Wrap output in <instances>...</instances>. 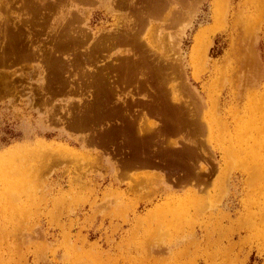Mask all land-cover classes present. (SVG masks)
<instances>
[{"label": "rangeland", "instance_id": "374dc122", "mask_svg": "<svg viewBox=\"0 0 264 264\" xmlns=\"http://www.w3.org/2000/svg\"><path fill=\"white\" fill-rule=\"evenodd\" d=\"M74 1L0 0V264H264V0Z\"/></svg>", "mask_w": 264, "mask_h": 264}, {"label": "bare ground", "instance_id": "6f19581e", "mask_svg": "<svg viewBox=\"0 0 264 264\" xmlns=\"http://www.w3.org/2000/svg\"><path fill=\"white\" fill-rule=\"evenodd\" d=\"M22 1V0H21ZM50 1V0H49ZM60 1H63V0H60ZM74 1V0H73ZM116 1V0H115ZM121 1V0H120ZM146 1H150V0H146ZM169 1V0H168ZM179 1V0H178ZM189 1V0H188ZM187 1V2H188ZM192 1H194V0H192ZM197 0H195V2H196ZM75 2V1H74ZM73 2V3H74ZM141 2V1H140ZM153 2V1H152ZM198 2V1H197ZM219 0H214V6H215V16H219L220 15V13H218V12H220V7H218V5H219ZM25 3V2H24ZM28 3V2H27ZM26 3V4H27ZM34 3H35V1H34ZM77 3V2H76ZM133 3V2H132ZM193 4L192 5H194V2H192ZM43 4V3H42ZM52 4V3H51ZM60 4H62V3H60ZM171 3H169V5H170ZM190 4H191V2H190ZM23 5V4H22ZM47 5H49V7H50V4H47ZM46 5V6H47ZM57 5V4H56ZM68 5V4H67ZM114 5V4H113ZM140 5V4H139ZM168 5V4H167ZM24 6V5H23ZM22 6V7H23ZM59 6V5H58ZM137 6H138V3H137ZM187 6L189 7L190 6V8H191V5H189V3L187 4ZM186 6V7H187ZM59 7H62V5L61 6H59ZM57 8V7H56ZM25 9H26V7H25ZM44 9V8H43ZM27 10V9H26ZM58 10H60V9H58ZM67 10V9H66ZM72 10V9H71ZM173 10V9H172ZM42 11V10H41ZM44 11V10H43ZM46 11H47V9H46ZM57 11V10H56ZM68 11H70L69 9H68ZM67 11V12H68ZM74 11V10H73ZM130 11V10H129ZM133 11H135V10H133ZM164 11V10H163ZM176 11V10H175ZM66 12V11H65ZM136 12V11H135ZM25 13V12H24ZM27 13V12H26ZM58 13H59V11H58ZM71 13V12H70ZM69 13V14H70ZM77 13H79V12H77ZM28 14H30V13H28ZM31 14H32V12H31ZM143 14V13H142ZM172 14H173V12H172ZM178 14V13H177ZM53 15V14H52ZM137 15V14H136ZM144 15V14H143ZM151 15V14H150ZM72 16V15H71ZM81 17H82V15H80ZM140 16V15H139ZM162 16V15H161ZM173 16V15H172ZM42 17V16H41ZM52 17V16H51ZM68 17V16H67ZM148 17V16H147ZM150 17V16H149ZM160 17V16H159ZM25 18V17H24ZM79 18V17H78ZM137 18V17H136ZM162 17H160V19H161ZM65 19V18H64ZM75 19V18H74ZM137 19H139V18H137ZM174 19H175V16H174ZM183 19V18H182ZM83 21V20H82ZM180 21V20H179ZM31 22V21H30ZM60 22V21H59ZM64 22H65V20H64ZM69 22V21H68ZM136 22V21H135ZM176 22V21H175ZM22 23V22H21ZM47 23V22H46ZM62 24V23H61ZM60 24V25H61ZM67 24V23H66ZM31 25V24H30ZM64 25V24H63ZM77 25V24H76ZM78 25H80V24H78ZM77 25V26H78ZM158 25H160V23L158 24ZM164 25H166V24H164ZM173 25H175V24H173ZM51 26V25H50ZM72 26V25H71ZM76 26V27H77ZM80 26H82V25H80ZM0 27H2V26H0ZM40 27H42V26H40ZM55 27V26H54ZM115 27V26H114ZM135 27H136V25H135ZM143 27H145V26H143ZM173 27V26H172ZM5 28V27H4ZM23 28V27H22ZM29 28H30V26H29ZM64 29H66L65 27H64ZM68 29V28H67ZM74 29V28H73ZM85 29V28H84ZM83 29V30H84ZM142 29V28H141ZM140 28H139V31L141 30ZM158 29V28H157ZM156 29V30H157ZM4 30V29H3ZM2 30V31H3ZM6 30H8V29H6ZM38 30V29H37ZM80 30V29H79ZM89 30V29H88ZM128 30H130V29H128ZM134 30V29H133ZM155 30V31H156ZM62 31V30H61ZM78 31V30H77ZM85 31V30H84ZM84 31H83V33H84ZM111 31V30H110ZM114 31V30H113ZM118 31V30H117ZM159 31V30H158ZM38 32H39V30H38ZM49 32V31H48ZM54 32V31H53ZM60 32V31H59ZM64 32V31H63ZM67 32V31H66ZM87 32V31H86ZM101 32H103V31H101ZM129 32V31H128ZM144 32V31H143ZM142 32V33H143ZM2 33H4V32H2ZM55 33V32H54ZM91 33V32H90ZM104 33H106V32H104ZM110 33V32H109ZM119 33V32H118ZM125 33V32H124ZM10 34V33H9ZM8 34V35H9ZM101 34H103V33H101ZM107 34V33H106ZM121 34V33H120ZM7 35V36H8ZM26 35V34H25ZM34 35H36L35 34V32H34ZM38 35V34H37ZM69 35V34H68ZM84 35V34H83ZM105 35V34H104ZM130 35V34H129ZM165 35V34H164ZM169 34H167V36H168ZM171 35V34H170ZM55 36V35H54ZM58 36V35H57ZM64 36V35H63ZM70 36H72V35H70ZM87 37V35H84V37ZM101 36V35H100ZM100 36H99V38L98 39H100ZM103 36V35H102ZM101 36V37H102ZM108 36H109V34H108ZM6 37V36H5ZM26 37V36H25ZM36 37V36H35ZM96 37V36H95ZM98 37V36H97ZM128 37V36H127ZM140 37V36H139ZM142 37V36H141ZM140 37V38H141ZM169 37V36H168ZM170 37H173V36H170ZM33 38H34V36H33ZM130 38V37H129ZM166 38V37H165ZM175 38V37H174ZM174 38H172V39H174ZM3 39V38H2ZM17 39V38H16ZM31 39H32V37H31ZM30 39V40H31ZM86 39V38H85ZM110 39V38H109ZM125 39V38H124ZM18 40H20V39H18ZM35 40H36V38H35ZM58 40V39H57ZM114 40V39H113ZM141 40H142V38H141ZM170 40V39H169ZM15 41V40H14ZM77 41V40H76ZM104 41V40H103ZM118 41V40H117ZM173 41H175V40H173ZM172 40H171V42H173ZM21 42H23V41H21ZM20 42V43H21ZM72 42V41H71ZM80 42H81V40H80ZM104 42H106V41H104ZM108 42V41H107ZM119 42V41H118ZM125 42V41H124ZM132 42V41H131ZM169 43V41H168V43H169V45L170 44H172L173 45V43ZM53 43V42H52ZM133 43V42H132ZM143 43H146V41L144 42V40H143ZM73 44V43H72ZM83 44V43H82ZM106 44V43H105ZM121 44H122V42H121ZM127 44H128V42H127ZM130 44V43H129ZM134 44V43H133ZM175 44V43H174ZM2 45V44H1ZM51 45H53V44H51ZM70 45V44H69ZM89 45V44H88ZM125 45V44H124ZM149 46H151L150 44H148ZM176 45V44H175ZM86 46H87V44H86ZM117 46V45H116ZM171 46V45H170ZM13 47V46H12ZM24 47H26V46H23V48ZM49 47V46H48ZM75 47H77V46H75ZM112 47V46H111ZM113 47H115V46H113ZM130 47V46H129ZM172 47H174V46H172ZM16 48V47H15ZM83 48V47H82ZM87 48H88V46H87ZM97 48H98V46H97ZM116 48V47H115ZM154 48V47H153ZM48 49V48H47ZM74 49V48H73ZM78 48H76V50H77ZM80 49V48H79ZM78 49V50H79ZM109 49H112V48H110L109 47ZM114 49V48H113ZM174 49V48H173ZM14 50V49H13ZM26 50V49H25ZM30 50V49H29ZM52 50V49H51ZM70 50H72V49H70ZM77 50V51H78ZM88 50V49H87ZM137 50V49H136ZM19 51V50H18ZM27 51V50H26ZM72 51H74V50H72ZM102 51H105V49L104 50H102ZM106 51L107 52H110L108 49H106ZM140 51V50H139ZM157 51V50H156ZM12 52V51H11ZM24 52V51H23ZM70 52V51H69ZM158 52V51H157ZM175 52V51H174ZM13 53V52H12ZM11 53V54H12ZM20 53H21V51H20ZM33 53V52H32ZM56 54H57V52H55ZM61 53V52H60ZM132 53H134L135 55H136V53L135 52H133L132 51ZM153 53V52H152ZM160 53V52H159ZM10 54V55H11ZM29 54V53H28ZM34 54V53H33ZM32 54V55H33ZM47 54V53H46ZM81 54H83L82 53V51H81ZM97 54V53H96ZM103 54V53H102ZM105 54H106V52H105ZM116 54V53H115ZM118 54H120V53H117L115 56H117ZM2 55H4V54H2ZM50 55H51V53H50ZM53 55V54H52ZM107 55V54H106ZM108 55H110L109 53H108ZM120 55H122V54H120ZM119 55V56H120ZM124 55H127V54H124ZM138 55V54H137ZM143 55V54H142ZM159 55H162V54H159ZM16 56H18V55H16ZM53 56H56L55 54L53 55ZM75 56V55H74ZM73 56V57H74ZM80 56V55H79ZM82 56V55H81ZM164 56V55H163ZM3 57V56H2ZM48 57V56H47ZM51 57V56H50ZM49 57V58H50ZM89 57V56H88ZM108 57V56H107ZM110 57H112L111 55H110ZM122 57V56H121ZM139 57V56H138ZM151 57V56H150ZM179 57V56H178ZM83 58V57H82ZM98 58H100V57H98ZM126 58V57H125ZM149 58V57H148ZM166 58H167V56H166ZM2 59V58H1ZM85 59V58H84ZM145 59V58H144ZM153 59V58H152ZM4 60V59H3ZM70 60V59H69ZM80 60V59H79ZM154 60V59H153ZM250 60H251V57L249 56V57H247V59L245 60V61H247L249 64H250ZM253 60V59H252ZM76 61V60H75ZM124 61V60H123ZM125 61H128V60H125ZM129 61H131V60H129ZM155 61V60H154ZM166 61H167V59H166ZM42 62H44V61H42ZM41 62V63H42ZM68 62H70V61H68ZM67 62V63H68ZM115 62V61H114ZM118 62V61H117ZM134 62V61H133ZM76 63V62H75ZM91 63V62H90ZM126 63V62H125ZM125 63H124V65H125ZM135 63V62H134ZM157 63V62H156ZM170 63V62H169ZM173 63V62H172ZM253 63V62H252ZM251 63V64H252ZM44 64V63H43ZM64 64H66V63H64ZM69 64V63H68ZM77 64V63H76ZM95 64V63H94ZM130 64V63H129ZM167 64V63H166ZM127 65V64H126ZM154 65V64H153ZM159 65H160V63H159ZM174 65V64H173ZM176 65V64H175ZM254 65V64H253ZM44 66V65H43ZM67 66V65H66ZM71 66V65H70ZM57 67H59V66H57ZM68 67V66H67ZM66 67V68H67ZM73 67V66H72ZM129 68H130V66H128ZM134 67V66H133ZM66 68H64V69H66ZM125 68H127V67H125ZM141 68V67H140ZM166 68V67H165ZM54 69V68H53ZM59 69H60V67H59ZM63 69V70H64ZM94 69V68H93ZM92 69V70H93ZM105 69V68H104ZM128 69V68H127ZM131 69V68H130ZM136 69V68H135ZM61 70H62V68H61ZM63 70L61 71V72H63ZM137 70H139L138 68H137ZM170 70V69H169ZM65 71H67V69L65 70ZM64 71V72H65ZM98 71V70H97ZM153 71V70H152ZM60 72V73H61ZM96 72V71H95ZM99 72H101V71H99ZM106 72V71H105ZM130 72H131V70H130ZM156 72H157V70H156ZM58 73V72H57ZM140 73V72H139ZM142 73V72H141ZM47 74V73H46ZM51 74V73H50ZM66 74V73H65ZM88 74V73H87ZM99 74V73H98ZM107 74H108V72H107ZM135 74H137V73H135ZM143 74V73H142ZM174 74V73H173ZM61 75V74H60ZM64 75V74H63ZM133 75H134V73H133ZM145 75V74H144ZM53 76V75H52ZM57 76V75H56ZM111 76V75H110ZM130 76V75H129ZM137 76H138V74H137ZM149 76H151V74L149 75ZM149 76H148V78H149ZM154 76V75H153ZM65 77V76H64ZM146 77V76H145ZM170 77V76H169ZM130 78V77H129ZM148 78H147V80H148ZM156 78V77H155ZM154 78V79H155ZM254 78V77H253ZM87 79V78H86ZM134 78H132V79H130L131 81L133 80ZM150 79V78H149ZM153 79V78H152ZM170 79V78H169ZM50 80V79H49ZM58 80V79H57ZM121 81V80H120ZM125 81V80H124ZM161 81V80H160ZM51 82V81H50ZM57 82V81H56ZM140 82H141V80H140ZM131 83V82H130ZM134 83V82H133ZM117 84V83H116ZM137 85V84H136ZM150 85V84H149ZM165 85V84H164ZM190 85V84H189ZM81 86H82V84H81ZM84 86V85H83ZM90 86V84L87 86V87H89ZM96 85H95V83H94V87H95ZM101 86V85H100ZM86 87V86H85ZM97 87V86H96ZM99 87V86H98ZM170 87V86H169ZM189 87V86H188ZM192 87V86H191ZM190 87V88H191ZM81 88V87H80ZM100 88V87H99ZM162 88H163V86H162ZM175 88V87H174ZM77 89V88H76ZM87 89V88H86ZM97 89V88H96ZM102 89V88H101ZM119 89V88H118ZM75 90V89H74ZM117 90V89H116ZM122 90V89H121ZM120 90V91H121ZM169 90V89H168ZM89 91V90H88ZM193 91V90H192ZM122 92V91H121ZM120 92V93H121ZM171 93V92H170ZM192 93V92H191ZM194 94H196V92L194 91ZM170 96V95H169ZM89 97V96H88ZM172 97V96H171ZM189 97H190V95H189ZM91 98H92V96H91ZM149 98V97H148ZM152 99V98H151ZM166 99H167V97H166ZM165 99V100H166ZM171 99V98H170ZM193 99V98H192ZM191 100V99H190ZM86 101V100H85ZM172 101V100H171ZM195 101H197V100H195ZM83 102V101H82ZM164 102V101H163ZM180 102V101H179ZM193 102V101H192ZM85 103V102H84ZM153 103V102H152ZM186 103V102H185ZM191 103V102H190ZM194 103V102H193ZM197 103V102H196ZM88 104H89V102H88ZM123 104V103H122ZM157 104V103H156ZM154 105V104H153ZM174 105V104H173ZM111 106V105H110ZM113 106V105H112ZM166 106H168V105H166ZM176 106V105H175ZM190 106V105H189ZM115 108V107H114ZM119 108V107H118ZM118 108H117V110H118ZM100 109H101V107H100ZM129 109V108H128ZM98 110V109H97ZM124 110H125V108H124ZM127 110V109H126ZM183 110V109H182ZM100 111V110H99ZM116 111V110H115ZM123 111V110H122ZM171 111V110H170ZM187 111H189V110H187ZM108 112H109V110H108ZM119 112V111H118ZM126 112V111H125ZM129 112V111H128ZM133 112V111H132ZM190 112V111H189ZM79 113V112H78ZM174 113H175V111H174ZM178 113V112H177ZM193 113V112H192ZM192 113H190L191 115H192ZM89 114V113H88ZM180 114H181V111H180ZM189 114V113H188ZM90 115V114H89ZM88 115V116H89ZM167 115V114H166ZM198 115V114H197ZM76 116V115H75ZM188 116V115H187ZM124 117V116H123ZM130 117H131V115H130ZM136 117V116H135ZM121 118V117H120ZM169 118V117H168ZM175 118V117H174ZM130 119V118H129ZM132 119V118H131ZM75 120V119H74ZM77 120V119H76ZM80 120V119H79ZM79 120H77V121H79ZM117 120V119H116ZM80 122V121H79ZM103 122V121H102ZM131 122V121H130ZM133 122H134V120H133ZM70 123H71V121H70ZM73 124H75V123H73ZM79 124V123H78ZM141 124V123H140ZM137 125H138V123H137ZM105 126V125H104ZM186 127H187V125H185ZM184 126V127H185ZM141 128H142V126H140ZM138 129V128H137ZM173 129H176L175 127H173ZM172 129V130H173ZM81 130V129H80ZM189 130V129H188ZM192 130V129H191ZM91 131V130H90ZM138 131V130H137ZM151 131V130H150ZM150 131H147V133L149 134L150 133ZM93 132V131H92ZM152 132H154V131H152ZM190 132V131H189ZM96 133V132H95ZM173 133H175V132H173ZM191 133V132H190ZM93 134H94V132H93ZM116 134V133H115ZM141 134V133H140ZM95 135V134H94ZM117 135V134H116ZM133 136H134V133L132 134ZM99 136V135H98ZM132 136V137H133ZM143 136V135H142ZM131 137V136H130ZM91 138H93L92 136H91ZM129 138V137H128ZM119 140V139H118ZM157 140V139H156ZM99 142H100V140H99ZM99 142H97V143H99ZM101 143V142H100ZM99 143V144H100ZM96 144V143H95ZM102 145V144H101ZM192 145H194V144H192ZM141 146V145H140ZM183 149H184V146H183ZM169 150H172V151H174V152H177V153H180L181 151H182V149L181 148H179V149H169ZM127 151V150H126ZM120 152V151H119ZM122 152V151H121ZM160 159V158H159ZM157 162V161H156ZM155 161H153V160H151V159H149L148 157H146V155L145 156H143V155H137V153H136V155H133V157L132 156H130L127 160H125V163L123 164V165H125V166H155V165H157V163H156ZM131 168V167H130ZM185 180V179H184ZM183 180V181H184Z\"/></svg>", "mask_w": 264, "mask_h": 264}, {"label": "crops", "instance_id": "0c3cea01", "mask_svg": "<svg viewBox=\"0 0 264 264\" xmlns=\"http://www.w3.org/2000/svg\"><path fill=\"white\" fill-rule=\"evenodd\" d=\"M142 168H148V167H142Z\"/></svg>", "mask_w": 264, "mask_h": 264}]
</instances>
